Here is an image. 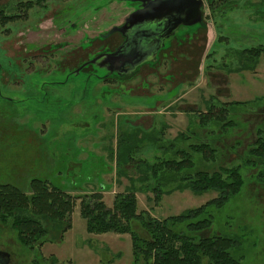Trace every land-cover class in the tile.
Segmentation results:
<instances>
[{"label": "rangeland", "instance_id": "rangeland-1", "mask_svg": "<svg viewBox=\"0 0 264 264\" xmlns=\"http://www.w3.org/2000/svg\"><path fill=\"white\" fill-rule=\"evenodd\" d=\"M91 1L0 0V13L6 17L0 21V182L27 190L30 179L37 177L49 188L69 190L75 200L71 227L61 241L30 249L11 221L0 220V250L14 264H34L37 258L42 259L39 264H50L51 256L55 264H134L128 233L87 231L79 211L84 193L102 190L103 202L111 207L116 192L135 186L137 211L158 219L217 195L216 190L198 194L185 187L163 194L155 203L148 191L154 179L146 180V165L134 166L125 159L133 175H121L124 166L119 167L115 152L118 137L121 131L139 128L147 137L134 155L139 164L169 158L172 148L188 149V143L203 141L216 148L217 156L206 162L194 155L197 168L211 173L240 167L239 192L221 208L211 207L212 223L203 232L238 236L239 248L232 253L240 264H264V157L250 154L257 138L264 139V59L256 74H231L238 65L236 51L264 45V0H203L204 30L180 28L178 41L173 45L170 38L157 65L109 81L95 67L75 76L69 73L98 51L118 45L119 35L106 40L96 36L118 24L133 4L109 0L107 5L96 1L88 6ZM18 2L27 6L19 9ZM66 7L67 22L59 15ZM85 7L82 14L71 16ZM89 38L95 40L87 45ZM62 44L67 46L57 48ZM213 97L219 104L249 102L229 110L226 119L234 123L220 131V123L200 125L197 117L216 101L211 102ZM255 97L263 98L257 102ZM214 104L212 111H218ZM188 129L191 138L181 139L179 132ZM154 139L159 140L157 148ZM139 166L144 172L138 175ZM132 224L139 235H146L139 221ZM184 224L175 228L190 234Z\"/></svg>", "mask_w": 264, "mask_h": 264}, {"label": "trees", "instance_id": "trees-1", "mask_svg": "<svg viewBox=\"0 0 264 264\" xmlns=\"http://www.w3.org/2000/svg\"><path fill=\"white\" fill-rule=\"evenodd\" d=\"M17 5L21 9L23 5L27 6V3L18 2ZM257 12L254 11L255 14ZM0 18L3 22L6 17L0 13ZM200 28L205 29L204 26ZM236 52L238 53V65L231 68L233 71H253L258 62L264 59V45L261 43L245 46ZM226 67H231V65H226ZM262 98H255L253 101L258 102ZM214 100L216 101L213 102ZM211 102L213 103L203 114H198L199 124L215 121L220 123L219 130L224 131L227 126H232L234 123L232 119H226L229 110L232 111L237 105H243L249 101L232 100L219 104L217 98L213 97ZM214 103L218 111H212ZM142 134L145 132L139 128L133 129L130 133L120 132L115 150L116 162L119 167L124 166L123 170L119 169L121 175L129 177L133 175V172L127 171L126 163L130 162L134 166L143 163L147 166L146 180L154 179V185L148 191L151 190L150 192L153 193L150 197L155 203L163 194L168 195L175 189L183 190L185 187H190V190L198 194L207 190H216L217 195L200 206L158 219L146 211H137L135 193L139 189L135 186L130 188V191L116 192L111 207L103 202L102 190L84 193L82 195L84 198L80 196L85 200L80 202L79 211L85 219L87 231L89 233H128L132 244L134 264H240L232 253L239 248L238 236L210 235L203 232L209 229L212 223L211 207L221 208L239 192L243 183L240 167L238 165L223 169L221 167L218 170L221 172L211 173L208 170L197 168L194 155H200V159L206 162L215 161L217 156L216 148L203 141L188 143V149L172 148L174 155L169 158L157 157L158 159L152 162L141 160L139 164L137 160L134 161V155L146 142L147 137ZM189 134L188 129L186 134L179 132V137L187 140L191 138ZM152 142L157 148L159 140L154 139ZM161 151L166 152L162 148ZM250 154L260 158L264 157V139L261 136L251 147ZM125 159L128 162H125ZM136 168L138 175L144 172L140 166ZM162 187L167 188L165 190L168 191H161ZM68 191L52 185L49 188L46 180L37 177L30 179L27 190L20 189L12 183L0 182V220L11 221L21 243L30 249L39 250L47 241H61L62 233L71 227V213L75 206V200ZM136 220L140 222L141 229L146 233L145 236L139 235L133 229L132 223ZM183 222L186 223L184 226L190 234L175 228ZM197 232L198 235H194ZM51 258L53 263L50 264H55L56 258L54 256ZM40 260L42 259H35L34 264H39Z\"/></svg>", "mask_w": 264, "mask_h": 264}, {"label": "water", "instance_id": "water-1", "mask_svg": "<svg viewBox=\"0 0 264 264\" xmlns=\"http://www.w3.org/2000/svg\"><path fill=\"white\" fill-rule=\"evenodd\" d=\"M136 8L121 26L111 27L105 35L118 31L122 42L112 51L99 52L89 61L101 72L122 80L142 66H155L168 41L180 28L205 27L203 0H129ZM87 63H85L86 65ZM7 264H12L6 252Z\"/></svg>", "mask_w": 264, "mask_h": 264}, {"label": "flooded vegetation", "instance_id": "flooded-vegetation-1", "mask_svg": "<svg viewBox=\"0 0 264 264\" xmlns=\"http://www.w3.org/2000/svg\"><path fill=\"white\" fill-rule=\"evenodd\" d=\"M96 1H100L99 3L101 4V5H105L106 4V2H109V0H93V1H91V3H89L88 4V6L90 5V4H93V3H96ZM117 4L118 3H121V4H133V6H132V10H130L128 13H126L124 16H122V18L120 19L121 21L118 23V24H113L111 27H113V26H115V25H117V26H121V25H123V23H124V21H125V17L127 16V15H129L130 14V12H132L135 8H136V6H135V3L136 2H131V1H129V0H114ZM112 1H110L109 3H111ZM107 5V4H106ZM87 7H85L84 9H81V8H79V11L78 12H75V13H72L71 14V16H77V15H79V14H82L83 12H82V10H85ZM59 15H61V17H62V21H65V22H67V7L65 8V10H64V12H62V13H59ZM58 15V16H59ZM69 18H70V16H68ZM110 27V28H111ZM109 28V29H110ZM108 29V30H109ZM107 30V31H108ZM107 31H105V32H103L102 34H98L96 37H97V39L98 40H106V39H108V38H111L112 36H114V34H116V35H119V38L121 39L120 40V42L118 43V45L122 42V40H123V37L121 36V34L118 32V31H114L113 33H110V34H108V35H105L104 33H107ZM175 36V35H174ZM173 38V39H172ZM171 39L172 40H174L173 41V45H174V42H177L178 41V38L175 36V37H172ZM170 39V40H171ZM93 40H95V39H93V38H89L88 39V42H87V45H90L92 42H93ZM171 40V41H172ZM184 41V40H183ZM182 41V42H183ZM182 42H180L179 43V45H177L178 47L179 46H182ZM117 45V46H118ZM176 45V44H175ZM64 46H67V45H65V44H62V46H58L57 48H59V47H64ZM117 46H115L114 48H111V50L110 51H112V50H114ZM176 46V47H177ZM107 48H109V47H107ZM166 49V48H165ZM164 49V50H165ZM108 50V49H107ZM163 50V51H164ZM163 51L161 52V53H163ZM96 52H97V50H96ZM99 52V51H98ZM97 52V53H98ZM96 53V54H97ZM91 60V58H89L87 61H85V63H87L86 65H85V63H81L77 68H75L74 70H72L70 73H69V75L70 74H72L73 76H75L76 74H79V73H81L82 71H84L85 69H87L88 67H90V68H94V66H93V64H91L89 61ZM159 62H160V56H159ZM158 62V63H159ZM83 64V65H82ZM136 73H137V71H136ZM135 73V74H136ZM134 74V75H135ZM103 76L106 78L105 80H107V81H109V80H120V79H118L117 77H112L111 75H109V74H107V73H104L103 74ZM6 251H3V250H0V264H7L6 262H7V258H5L6 257ZM12 264H14L13 262H12Z\"/></svg>", "mask_w": 264, "mask_h": 264}, {"label": "crops", "instance_id": "crops-1", "mask_svg": "<svg viewBox=\"0 0 264 264\" xmlns=\"http://www.w3.org/2000/svg\"><path fill=\"white\" fill-rule=\"evenodd\" d=\"M261 65H262V59L258 62L256 68L253 71L252 70L233 71V72H231V74H233V73L237 74V73H240V72L246 73V71H251L250 73L256 74L255 72H257V70L259 69V66H261ZM255 98H257V97H255ZM229 101H232V100H229ZM234 101H237V100H234ZM238 101H241V100H238Z\"/></svg>", "mask_w": 264, "mask_h": 264}]
</instances>
